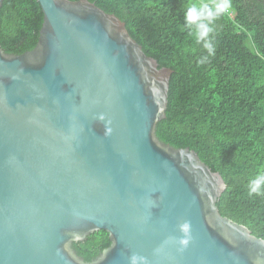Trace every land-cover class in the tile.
Returning a JSON list of instances; mask_svg holds the SVG:
<instances>
[{
	"label": "water",
	"instance_id": "1",
	"mask_svg": "<svg viewBox=\"0 0 264 264\" xmlns=\"http://www.w3.org/2000/svg\"><path fill=\"white\" fill-rule=\"evenodd\" d=\"M37 1L35 46L0 47V264H264V238L219 210L223 176L155 133L173 69L94 2ZM100 229L85 261L72 243Z\"/></svg>",
	"mask_w": 264,
	"mask_h": 264
},
{
	"label": "trees",
	"instance_id": "2",
	"mask_svg": "<svg viewBox=\"0 0 264 264\" xmlns=\"http://www.w3.org/2000/svg\"><path fill=\"white\" fill-rule=\"evenodd\" d=\"M90 1L123 20L160 67L173 69L157 137L190 147L218 171L226 182L217 201L221 214L264 238V194L247 192L248 181L264 169V0H231L230 13L215 22V55L201 65L196 61L205 50L181 31L193 0ZM42 21L37 0H3L0 47L12 54L33 48ZM109 245L104 229L72 243L85 261Z\"/></svg>",
	"mask_w": 264,
	"mask_h": 264
},
{
	"label": "clouds",
	"instance_id": "3",
	"mask_svg": "<svg viewBox=\"0 0 264 264\" xmlns=\"http://www.w3.org/2000/svg\"><path fill=\"white\" fill-rule=\"evenodd\" d=\"M232 10L231 0H193L183 11V24L181 31H187L190 37H193L195 42L205 50L206 55H202L197 59V65L204 64L209 57L215 55V22L222 16L230 13ZM98 119L104 121V135L111 134L112 129L109 126L110 121L106 120L104 113H99ZM224 186V185H222ZM247 192L249 196L264 194V169L260 170L257 175L251 178L247 183ZM180 233L178 237H172L175 243L179 246L177 251L182 252L187 248L191 240V222L184 220L177 225ZM160 249H154V252H159ZM127 264H149L148 258L138 253H131L127 257Z\"/></svg>",
	"mask_w": 264,
	"mask_h": 264
}]
</instances>
